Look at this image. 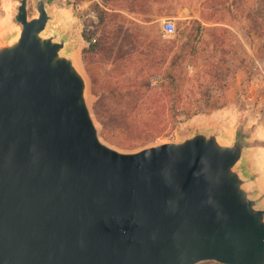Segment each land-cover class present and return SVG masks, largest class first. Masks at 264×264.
Masks as SVG:
<instances>
[{"label": "water", "instance_id": "water-1", "mask_svg": "<svg viewBox=\"0 0 264 264\" xmlns=\"http://www.w3.org/2000/svg\"><path fill=\"white\" fill-rule=\"evenodd\" d=\"M0 46V264H264V197L222 129L105 144L51 0Z\"/></svg>", "mask_w": 264, "mask_h": 264}, {"label": "rangeland", "instance_id": "rangeland-1", "mask_svg": "<svg viewBox=\"0 0 264 264\" xmlns=\"http://www.w3.org/2000/svg\"><path fill=\"white\" fill-rule=\"evenodd\" d=\"M37 1L29 0L31 18ZM17 6V0H0V46L21 30ZM48 9L53 18L46 35L67 37V53H79L88 105L105 144L132 153L199 130L222 129L226 138L239 132L252 139L248 159L264 191V79L258 93L248 83L255 63L264 70V0H51ZM165 21L175 24L173 36L163 32ZM84 32L94 34L97 51L84 52ZM145 82L158 91L166 86L165 102L179 115L160 136L135 120L142 111L130 109ZM245 90L262 97L261 104L249 106Z\"/></svg>", "mask_w": 264, "mask_h": 264}, {"label": "trees", "instance_id": "trees-1", "mask_svg": "<svg viewBox=\"0 0 264 264\" xmlns=\"http://www.w3.org/2000/svg\"><path fill=\"white\" fill-rule=\"evenodd\" d=\"M138 1V0H134ZM94 34H87L84 32L83 37L89 43V47L84 50V52H95L97 51L99 47V43L92 42ZM145 85L147 86L146 89H142L144 93L142 95L137 96L135 101H131V111H135V109L138 108L139 111H142L140 113V116H138L135 120L140 121L145 127H147L149 130H151L153 133H155V136H160L165 134L167 131H170V129L173 128L174 122L176 118H178L176 114V109L172 105H169L165 102L166 98V91L164 87V90L161 89L160 91L156 89H151L148 87V85L145 82ZM131 87L135 89V92L137 93L140 89L138 88V85L132 84ZM186 116L190 118L191 113L185 112ZM177 120V119H176Z\"/></svg>", "mask_w": 264, "mask_h": 264}, {"label": "built area", "instance_id": "built-area-1", "mask_svg": "<svg viewBox=\"0 0 264 264\" xmlns=\"http://www.w3.org/2000/svg\"><path fill=\"white\" fill-rule=\"evenodd\" d=\"M163 32L167 35V36H173L176 33V27L175 24L171 21H165L164 25H163ZM92 42H96L95 39L92 40ZM249 79H248V83L251 85L256 86L257 88V93L259 92L258 90L260 88H262V81L264 79V70L261 67L260 64L255 63L252 68L250 69L249 72ZM255 76L257 78H255ZM242 98L248 103L249 106H253L257 103L258 106L261 104L263 98L260 96H257L255 99L254 94L250 95V92L248 90L242 91Z\"/></svg>", "mask_w": 264, "mask_h": 264}, {"label": "crops", "instance_id": "crops-1", "mask_svg": "<svg viewBox=\"0 0 264 264\" xmlns=\"http://www.w3.org/2000/svg\"><path fill=\"white\" fill-rule=\"evenodd\" d=\"M252 139H248L249 142H251ZM254 148V147H253ZM249 153H247L244 161H243V167L245 170V173L248 174L249 176H254L255 177V184H256V189L257 192L259 193V196L264 197V191H263V187H262V183H261V179L258 178L254 173H253V169L249 163V159L248 156Z\"/></svg>", "mask_w": 264, "mask_h": 264}, {"label": "bare ground", "instance_id": "bare-ground-1", "mask_svg": "<svg viewBox=\"0 0 264 264\" xmlns=\"http://www.w3.org/2000/svg\"><path fill=\"white\" fill-rule=\"evenodd\" d=\"M4 24H5L4 21L3 22H0V26L1 25L4 26ZM73 61H74L75 66L81 70L80 65H79V61H80V55H79V53H78V55L76 57L73 56Z\"/></svg>", "mask_w": 264, "mask_h": 264}]
</instances>
